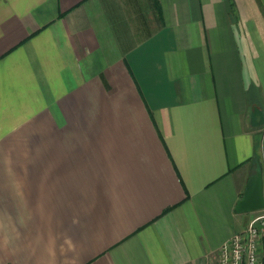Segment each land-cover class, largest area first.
I'll return each instance as SVG.
<instances>
[{
  "label": "crops",
  "instance_id": "crops-1",
  "mask_svg": "<svg viewBox=\"0 0 264 264\" xmlns=\"http://www.w3.org/2000/svg\"><path fill=\"white\" fill-rule=\"evenodd\" d=\"M259 168L264 0H0V264H215Z\"/></svg>",
  "mask_w": 264,
  "mask_h": 264
},
{
  "label": "built area",
  "instance_id": "built-area-1",
  "mask_svg": "<svg viewBox=\"0 0 264 264\" xmlns=\"http://www.w3.org/2000/svg\"><path fill=\"white\" fill-rule=\"evenodd\" d=\"M228 243L220 246L215 264H264V208Z\"/></svg>",
  "mask_w": 264,
  "mask_h": 264
},
{
  "label": "water",
  "instance_id": "water-1",
  "mask_svg": "<svg viewBox=\"0 0 264 264\" xmlns=\"http://www.w3.org/2000/svg\"><path fill=\"white\" fill-rule=\"evenodd\" d=\"M262 173V169L259 168L249 175L243 194L234 206L236 213L255 212L264 208Z\"/></svg>",
  "mask_w": 264,
  "mask_h": 264
},
{
  "label": "trees",
  "instance_id": "trees-1",
  "mask_svg": "<svg viewBox=\"0 0 264 264\" xmlns=\"http://www.w3.org/2000/svg\"><path fill=\"white\" fill-rule=\"evenodd\" d=\"M259 156L255 153L252 157V161L258 160Z\"/></svg>",
  "mask_w": 264,
  "mask_h": 264
},
{
  "label": "rangeland",
  "instance_id": "rangeland-1",
  "mask_svg": "<svg viewBox=\"0 0 264 264\" xmlns=\"http://www.w3.org/2000/svg\"><path fill=\"white\" fill-rule=\"evenodd\" d=\"M256 214H257V212H256V211H255V212H253V213H251V216H252V218H253V217H254ZM252 218H251V219H252ZM251 219H250V220H251Z\"/></svg>",
  "mask_w": 264,
  "mask_h": 264
}]
</instances>
